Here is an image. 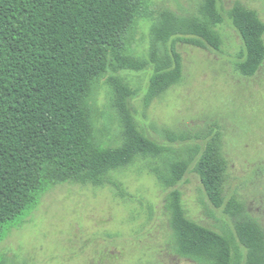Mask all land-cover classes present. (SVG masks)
Wrapping results in <instances>:
<instances>
[{
	"label": "trees",
	"instance_id": "1",
	"mask_svg": "<svg viewBox=\"0 0 264 264\" xmlns=\"http://www.w3.org/2000/svg\"><path fill=\"white\" fill-rule=\"evenodd\" d=\"M195 1V12L156 15L152 0H0V240L49 188L102 186L113 171L142 162L171 189L167 208L180 256L200 264H264V229L226 194L221 131L174 150L139 126L131 107L136 91L124 77L110 75L153 68L148 103L182 81L178 43L220 49L225 16L219 0ZM230 17L245 46L237 69L252 76L264 63V20L242 3ZM142 22L151 23L148 56L131 46ZM103 78L119 119L115 144L96 127L95 92ZM192 165L233 228L218 231L187 215L177 185Z\"/></svg>",
	"mask_w": 264,
	"mask_h": 264
},
{
	"label": "rangeland",
	"instance_id": "2",
	"mask_svg": "<svg viewBox=\"0 0 264 264\" xmlns=\"http://www.w3.org/2000/svg\"><path fill=\"white\" fill-rule=\"evenodd\" d=\"M237 3L255 9L264 20V0H219L225 16L218 27L221 48L178 43L183 79L150 102L146 98L153 68L110 75L124 77L136 91L131 107L139 126L174 150L201 144L221 131L229 162L226 194L235 196L264 229V63L252 76L237 69L245 48L230 17ZM199 5L195 0H152L156 15L164 9L188 14ZM151 39V23L142 22L131 46L148 56ZM95 97L98 134L115 144L119 119L105 78ZM116 183L126 195H120ZM177 187L189 218L218 231L234 227L209 201L194 165ZM170 191L142 162L113 171L102 186L57 184L43 193L34 209L19 216L0 240V262L200 264L174 248L167 208Z\"/></svg>",
	"mask_w": 264,
	"mask_h": 264
}]
</instances>
